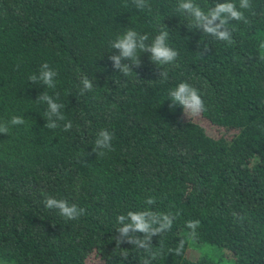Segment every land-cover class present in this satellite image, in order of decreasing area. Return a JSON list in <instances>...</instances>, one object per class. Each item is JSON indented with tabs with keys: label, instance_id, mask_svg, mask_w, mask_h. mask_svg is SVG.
<instances>
[{
	"label": "trees",
	"instance_id": "obj_1",
	"mask_svg": "<svg viewBox=\"0 0 264 264\" xmlns=\"http://www.w3.org/2000/svg\"><path fill=\"white\" fill-rule=\"evenodd\" d=\"M184 2L0 0V124L9 129L0 132V259L220 264L185 254L186 222L198 220L193 240L218 246L226 264H264V0H248L246 9L240 0H191L205 13L223 2L243 12L247 23L229 19L221 29L231 32L230 45L196 27L179 7ZM128 30L147 35L145 44L168 31L177 60L154 64L138 52L139 67L121 60L133 71L124 76L110 57L119 55L112 42ZM45 63L57 72L54 89L39 80ZM85 77L93 89L82 93ZM181 82L204 100L199 118L170 107L168 92ZM42 93L64 105L58 128L45 127ZM13 117L24 124L12 125ZM104 129L113 133V150L101 156L93 148ZM46 197L85 214L68 220L45 207ZM145 210L178 215L150 240L129 232L146 248L117 245V217ZM181 240V255L169 251Z\"/></svg>",
	"mask_w": 264,
	"mask_h": 264
},
{
	"label": "clouds",
	"instance_id": "obj_2",
	"mask_svg": "<svg viewBox=\"0 0 264 264\" xmlns=\"http://www.w3.org/2000/svg\"><path fill=\"white\" fill-rule=\"evenodd\" d=\"M135 3L139 7H143L142 0H135ZM180 9L188 12L195 22V26L202 28L203 32L207 35L213 36L218 41H224L227 44H232L231 32L228 30H221L225 28L229 19L236 21H243L247 23L244 18L243 12L237 9L235 3L223 2L216 4L212 9L205 13L199 6L193 4L191 0L180 4ZM249 7L248 0H240V8L246 9ZM218 21V22H217ZM169 37L168 31H160L155 36L151 44H145L144 41L148 40L147 35H140L134 30H128L123 36L118 37L112 42V47L119 50L118 56H111L110 59L113 62V68L118 69L124 76H129L133 73L129 64H121V60H127L131 62V65L139 67L140 60L138 58V52L150 53V60L154 64L159 65H172L178 58V52L169 46L167 43ZM261 49H264V44L260 45ZM203 51H207L204 48ZM202 56V52H200ZM260 59L264 60V54ZM161 80H166L167 71H160ZM57 72L49 67L47 63L41 66L39 80L42 81L48 88L54 89L56 87L55 77ZM30 80L36 81L37 77L32 75ZM81 92L91 91L93 84L88 78L82 79ZM169 99L171 101L170 107L179 105L184 112V115L188 118H199L203 112H205V102L199 94V91L186 82L179 83L174 89L168 92ZM40 102L47 103V110L45 116L48 123L45 125L48 129H55L60 127L58 121H64L65 117L61 112L64 105L59 104L55 99L47 93H42L37 97ZM55 118V119H53ZM12 125L24 124V120L21 117H13L10 121ZM72 127L71 121H68L63 125L65 131L70 130ZM8 127L0 124V132L7 133ZM113 133L106 129L101 130L97 139L95 140V147L93 151L97 155H105V151H112ZM147 204L154 203L152 198L146 201ZM44 205L48 209L58 210L60 216L68 219L75 220L85 214V209L78 207L76 204H69L67 200L56 199L53 197H46ZM178 215V213L176 214ZM173 213H157L149 210L128 212L126 215L122 214L117 217V222L122 225L117 231L120 236L115 238L116 244L119 245L122 242L135 243L140 247H147L144 241L138 240L135 237L129 236V232H141L145 233V240H150L151 235H156L165 231H169L172 228L173 220L176 218ZM128 220L129 223H124ZM200 222L198 220L186 222V227L190 229L188 236L190 239L196 237V229L199 227ZM153 225H158L154 227ZM184 248V241L181 240L175 249H169L174 252L175 255H181ZM121 255L127 256V252H122ZM146 264V262H145Z\"/></svg>",
	"mask_w": 264,
	"mask_h": 264
},
{
	"label": "rangeland",
	"instance_id": "obj_3",
	"mask_svg": "<svg viewBox=\"0 0 264 264\" xmlns=\"http://www.w3.org/2000/svg\"><path fill=\"white\" fill-rule=\"evenodd\" d=\"M210 128L207 126V129ZM185 254L189 257H197L198 255H207L212 258H217L220 264H226V259L222 255L221 249L215 244L204 241H196L189 239L185 248ZM222 256V257H221ZM0 264H10L9 262L0 259Z\"/></svg>",
	"mask_w": 264,
	"mask_h": 264
}]
</instances>
